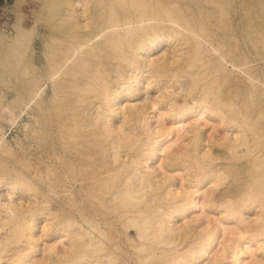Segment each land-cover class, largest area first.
I'll list each match as a JSON object with an SVG mask.
<instances>
[{"label": "bare ground", "instance_id": "obj_1", "mask_svg": "<svg viewBox=\"0 0 264 264\" xmlns=\"http://www.w3.org/2000/svg\"><path fill=\"white\" fill-rule=\"evenodd\" d=\"M231 2L41 0L0 31V116L33 105L56 143L20 156L0 126V264H264V0H235L236 29Z\"/></svg>", "mask_w": 264, "mask_h": 264}, {"label": "rangeland", "instance_id": "obj_2", "mask_svg": "<svg viewBox=\"0 0 264 264\" xmlns=\"http://www.w3.org/2000/svg\"><path fill=\"white\" fill-rule=\"evenodd\" d=\"M12 1L13 0H10L8 2H10V4H11L10 7L12 8V12L14 14L13 30L10 33H7V32L0 30L1 32H3V35L8 34L9 36H11L14 33V27H15L16 21L19 20V22L22 26H24L25 28H30V26L33 27L32 26L34 24L33 22L35 20H37L39 17L38 13L40 12V9H41V0H24L18 6H13ZM230 1H232L231 2L232 4L230 3V5H231V10H230L231 24L236 29V27H238V25H237L238 16L235 12V5H234L235 0H230ZM219 24L221 25V28L224 26V24L222 25L221 21H219ZM38 30H39L38 35L36 34L37 30H35L36 32L34 31V34L32 33L33 34V35H31L32 36L31 37L32 43H30V46L28 45V50L26 49L27 51H25V53H27L28 56H29V54L32 55V59H33L34 63L36 64V66L38 67L37 70H39L41 73H44V69H45L46 64H45L44 55H43V51H44L43 42H44V38L46 37V27L41 24V25H39ZM224 47H226V46L223 45L221 48H224ZM164 48L166 49L167 46H165ZM4 49L5 48L0 47V50H2V52L4 51ZM29 58H31V56H29ZM2 63H5V58L0 59V92H1V94H3L4 101L9 102L14 97L16 90L20 88V80H19V78H17V79L15 78L16 74L12 75V73H14V72L3 71L2 70L3 67H1ZM227 68H231V66L228 65ZM49 94H50V84L47 83V87H46L44 97L47 98ZM148 94L154 95V94H158V93L155 92L154 90H150L148 92ZM177 97H178L177 99H180L181 96H177ZM24 111L25 112L22 113V115L19 117V119L17 121V124H15V125H11L12 121H10V119H9L10 117L5 112L2 116H0V126L3 127V129L6 133L5 136H6L7 140L9 141V144L13 147L14 150L18 151L17 152L18 155H20V156L26 155V157H28V156L32 155L33 153L34 154L44 153V150H47L49 145L53 146V143L55 142L54 134L51 135V132H49L50 135L48 137L46 135L45 130H43L42 127L40 128L41 121H36L35 117L37 116V111L35 110L33 105H32L31 109L28 108V109H25ZM149 111H151V109H148V113H149V115H151L152 112H149ZM24 122H28L29 124L37 127L38 132L36 133V135L37 136L39 135V136L36 137L35 139L33 137L26 136L25 135V129L27 131V128L23 127ZM203 122H204V120H202V122H200V123H203ZM211 122L212 123H208V124L206 123V126L203 129L204 131L202 133V137H203V144L206 145V147L208 146L211 149V151H213L214 149H216L215 148L216 146L211 145L210 140L212 137H214V138L219 137V123L217 120H211ZM51 130L52 131L55 130L54 126L49 128V131H51ZM54 133H55V131H54ZM42 141H44V142H42ZM54 144L56 145V143H54ZM55 145H54V149H55ZM24 146H26V147L24 148ZM30 153H32V154H30ZM123 157H125L124 154H123ZM156 164L154 166H156ZM165 169H167L168 174H170V175L173 174L171 171L172 168L165 167ZM0 193H2L1 194L2 197L7 196L6 192L2 189H0ZM21 199L25 200L23 198H21ZM180 222H182V221L181 220L177 221V223H180ZM129 233L134 234L133 231H131ZM184 244H185V242H180L178 245L183 246Z\"/></svg>", "mask_w": 264, "mask_h": 264}, {"label": "built area", "instance_id": "obj_3", "mask_svg": "<svg viewBox=\"0 0 264 264\" xmlns=\"http://www.w3.org/2000/svg\"><path fill=\"white\" fill-rule=\"evenodd\" d=\"M7 0H0V30L10 33L14 26V14Z\"/></svg>", "mask_w": 264, "mask_h": 264}, {"label": "crops", "instance_id": "obj_4", "mask_svg": "<svg viewBox=\"0 0 264 264\" xmlns=\"http://www.w3.org/2000/svg\"><path fill=\"white\" fill-rule=\"evenodd\" d=\"M7 1H10V0H7Z\"/></svg>", "mask_w": 264, "mask_h": 264}]
</instances>
